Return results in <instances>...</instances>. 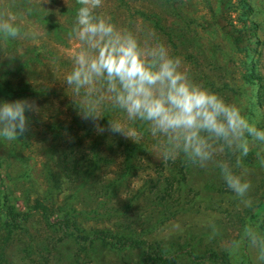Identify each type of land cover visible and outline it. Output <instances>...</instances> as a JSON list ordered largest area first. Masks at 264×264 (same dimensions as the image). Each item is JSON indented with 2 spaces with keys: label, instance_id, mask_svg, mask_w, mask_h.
Here are the masks:
<instances>
[{
  "label": "rangeland",
  "instance_id": "374dc122",
  "mask_svg": "<svg viewBox=\"0 0 264 264\" xmlns=\"http://www.w3.org/2000/svg\"><path fill=\"white\" fill-rule=\"evenodd\" d=\"M35 3L0 2V12L11 5L9 11L37 27L44 23L46 31L36 43L17 40L0 45V57L13 52L17 58L0 59V100L26 99L36 109L25 113L28 129L17 142H0V172L10 203L15 210L30 213L26 230L9 247L16 257L20 250L31 249L19 253L14 264H51L56 257L54 241L59 234L32 210L38 200L51 208L69 200L74 210L83 212L77 218L86 229L119 226L150 248L168 251L177 264H212L204 258L210 252H228L242 225L254 224L250 219L264 203V168L255 147L242 160L251 184L252 203L245 207L213 166L202 169L181 158L162 162L147 133L128 138L109 131L104 118L82 119L63 84L78 45L67 35L76 0L41 4L48 12L44 21L29 14ZM96 11L141 43L151 32L170 55L181 58L180 70L194 82L236 104L264 128V0H103ZM224 26L241 42L234 44ZM94 123L105 130L98 132ZM125 146L133 151L130 170ZM52 183L55 188L50 192ZM111 183V195L105 197V187ZM1 196L0 190V205ZM259 217L264 222V210ZM174 224L180 227L173 228ZM137 252L103 251L98 258L82 257L79 264H139ZM240 254L247 264H255L251 249L242 247Z\"/></svg>",
  "mask_w": 264,
  "mask_h": 264
},
{
  "label": "clouds",
  "instance_id": "9594fccd",
  "mask_svg": "<svg viewBox=\"0 0 264 264\" xmlns=\"http://www.w3.org/2000/svg\"><path fill=\"white\" fill-rule=\"evenodd\" d=\"M47 3L36 0L29 14L43 20L48 12L41 4ZM102 4L103 0H76L67 30L78 45L63 84L78 114L93 122L104 118L109 131L128 138L147 133L162 162L181 158L202 169L213 166L234 198L250 207L251 184L242 160L255 147L264 168V128L251 122L236 104L194 82L180 70L181 58L170 55L151 32L141 43L126 28H117L111 17L96 11ZM10 7L0 12V45L17 40L36 43L46 33L44 23L37 27ZM5 58L17 59L13 52L0 57ZM34 111L35 105L26 99L0 100V142H17L28 129L25 113ZM113 114L120 118H106ZM94 127L105 130L95 123ZM218 154L223 158L217 159ZM242 247L253 251L255 264H264V231L259 230V222L242 225L229 251L238 255Z\"/></svg>",
  "mask_w": 264,
  "mask_h": 264
},
{
  "label": "trees",
  "instance_id": "16d2710c",
  "mask_svg": "<svg viewBox=\"0 0 264 264\" xmlns=\"http://www.w3.org/2000/svg\"><path fill=\"white\" fill-rule=\"evenodd\" d=\"M251 10V8H249ZM252 27L254 25L251 24ZM225 27V26H224ZM226 36L238 44L241 41L231 30L224 28ZM254 43L257 41L254 39ZM8 100V98H6ZM125 155L127 157V169L130 168L129 160H132L133 151L125 146ZM132 169V167L130 168ZM129 169V170H130ZM50 175V174H48ZM87 173H85V176ZM86 182V180H84ZM54 184L50 186V192L54 190ZM112 183L105 187V197L111 195ZM0 264H14V259H19V253H27L31 248L27 247L17 251L18 256L10 252V245L16 242L19 232L25 231V225L29 223V212H19L15 210L11 203V195L4 183V177L0 172ZM44 201H36L33 211H37L43 219L47 228L54 233L59 234V238L54 241V248L57 249L56 257L52 258L51 264H79L81 258L90 259L98 258L103 251H109L115 255H119L124 251H138L139 264H177L174 258L160 249H152L149 244L135 237L131 232H125L119 226H102L97 229H86L83 223L77 218L83 212L74 210L71 202L68 200L64 206L49 207ZM264 210L262 203L252 215L250 221L254 224L259 222V230L264 231V222L259 215ZM93 211V210H92ZM93 214V212L91 213ZM23 240L19 238V242ZM24 259V258H23ZM201 259V258H200ZM204 259L212 264L214 262H222L223 264H247L246 256L242 254H232L230 251L223 252L218 255L210 252Z\"/></svg>",
  "mask_w": 264,
  "mask_h": 264
}]
</instances>
